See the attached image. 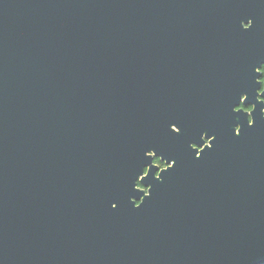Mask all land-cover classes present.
<instances>
[{
	"label": "water",
	"instance_id": "95a60500",
	"mask_svg": "<svg viewBox=\"0 0 264 264\" xmlns=\"http://www.w3.org/2000/svg\"><path fill=\"white\" fill-rule=\"evenodd\" d=\"M256 49L264 0H0V264H264Z\"/></svg>",
	"mask_w": 264,
	"mask_h": 264
},
{
	"label": "flooded vegetation",
	"instance_id": "af4514ba",
	"mask_svg": "<svg viewBox=\"0 0 264 264\" xmlns=\"http://www.w3.org/2000/svg\"><path fill=\"white\" fill-rule=\"evenodd\" d=\"M250 23L244 24L245 27H248ZM240 52V49L237 47H233L230 50H226V56H229L230 53L232 54L231 58L235 60L236 57H238V54ZM264 50H255V56L251 59L253 62H260L259 54L263 55ZM255 72L257 73V76L255 77L254 84L251 82V78L248 76L246 80V84H243V78L240 80L232 79L230 82H228L225 87L223 88V91H228L232 93H238L240 98L238 99L236 105L233 106V110L244 112L247 115V118L249 119L250 123L252 121L251 112L255 109V107H261V111L264 114V62H260L258 66L255 67ZM226 88V89H225ZM261 104V105H259ZM239 126L235 127L236 132L238 131ZM205 143H208V140H205ZM152 163L158 167L157 172L160 169L165 168L167 165L164 161H162L159 157L153 156ZM147 171V168H145V173ZM137 186L143 188L141 183L138 181ZM140 202L137 201L136 205H138Z\"/></svg>",
	"mask_w": 264,
	"mask_h": 264
},
{
	"label": "snow or ice",
	"instance_id": "6c2138e0",
	"mask_svg": "<svg viewBox=\"0 0 264 264\" xmlns=\"http://www.w3.org/2000/svg\"><path fill=\"white\" fill-rule=\"evenodd\" d=\"M237 111H239V109H237ZM176 131L179 132V133L181 134L182 129H181L180 127H178V128L176 129ZM113 206H115V205H113Z\"/></svg>",
	"mask_w": 264,
	"mask_h": 264
}]
</instances>
